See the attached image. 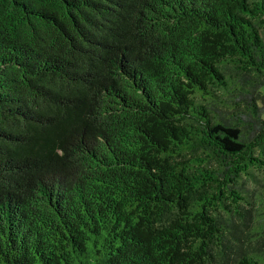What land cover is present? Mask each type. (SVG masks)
Returning <instances> with one entry per match:
<instances>
[{
    "label": "trees",
    "instance_id": "16d2710c",
    "mask_svg": "<svg viewBox=\"0 0 264 264\" xmlns=\"http://www.w3.org/2000/svg\"><path fill=\"white\" fill-rule=\"evenodd\" d=\"M264 0H0V264H264Z\"/></svg>",
    "mask_w": 264,
    "mask_h": 264
},
{
    "label": "rangeland",
    "instance_id": "374dc122",
    "mask_svg": "<svg viewBox=\"0 0 264 264\" xmlns=\"http://www.w3.org/2000/svg\"><path fill=\"white\" fill-rule=\"evenodd\" d=\"M261 93L264 95V85H263V87L261 88Z\"/></svg>",
    "mask_w": 264,
    "mask_h": 264
}]
</instances>
